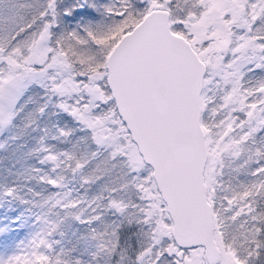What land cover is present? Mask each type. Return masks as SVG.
Returning a JSON list of instances; mask_svg holds the SVG:
<instances>
[{
  "label": "snow or ice",
  "instance_id": "obj_1",
  "mask_svg": "<svg viewBox=\"0 0 264 264\" xmlns=\"http://www.w3.org/2000/svg\"><path fill=\"white\" fill-rule=\"evenodd\" d=\"M0 264H264V0H0Z\"/></svg>",
  "mask_w": 264,
  "mask_h": 264
},
{
  "label": "rangeland",
  "instance_id": "obj_2",
  "mask_svg": "<svg viewBox=\"0 0 264 264\" xmlns=\"http://www.w3.org/2000/svg\"><path fill=\"white\" fill-rule=\"evenodd\" d=\"M0 226H2V224H0Z\"/></svg>",
  "mask_w": 264,
  "mask_h": 264
}]
</instances>
